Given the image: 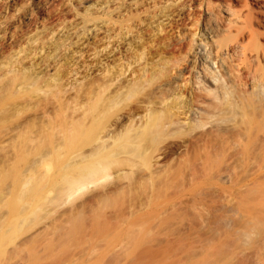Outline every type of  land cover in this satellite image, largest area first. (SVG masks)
<instances>
[{
  "label": "rangeland",
  "instance_id": "rangeland-1",
  "mask_svg": "<svg viewBox=\"0 0 264 264\" xmlns=\"http://www.w3.org/2000/svg\"><path fill=\"white\" fill-rule=\"evenodd\" d=\"M199 1L190 0L181 18H175L152 39L146 30L136 27L143 43L141 38L133 43V53V47L123 51L121 45L108 40H88L78 48L85 55L76 74H69L71 67L62 63L50 77L35 78L31 87L6 99L0 112V264L27 261L28 249L50 240L56 254L71 257L77 249L82 250L85 255L78 258L79 264H222L231 252L250 249L240 234L259 215L257 165L264 144V88L263 93H255L230 87L243 98V107L220 116L222 134L231 139L232 147L225 155L210 156L198 140L214 129L209 120H204L207 124L195 130L198 133L193 132L194 138L188 137L192 141L187 143L188 138H179L178 126L170 125L168 114L162 118L169 123L161 118L168 127L156 135L164 134L165 145H159L163 149L172 145L175 153L146 156L150 152L147 146L151 151L157 146L156 135L133 149L137 143L132 144V108L152 98L148 92L153 96L151 90L166 78L168 69L157 73L159 78L156 75L148 86L142 82L141 88L136 85L132 90V80L125 81L120 93L109 101L111 89L101 91L121 69L128 78L132 76V61L136 60L132 55L144 47L149 53L164 54L167 68L184 66L192 51L204 48L203 42L210 41L206 49L212 55L215 44H210L202 26L206 11L214 13L219 26L251 28L253 40L263 52L264 13L255 0H227L231 16L224 11L226 0H202L201 11ZM60 10L52 11L53 21L69 18L63 8ZM29 12L40 19L33 0H0V20L7 27V38L0 42V60L7 62L0 70L3 90L24 71L30 75L26 60L37 50L18 46L34 28ZM250 40L249 35L246 41ZM37 41L46 42L47 37ZM109 53V60L98 69L97 59ZM260 58L251 66L259 79H264V58ZM33 93L38 95L37 101L21 103ZM143 150H148L147 154ZM95 163L108 168L109 179L89 185L74 201L67 199L64 189L68 180L83 176ZM223 169L232 173L229 180L217 177ZM52 260L42 256L39 263L52 264Z\"/></svg>",
  "mask_w": 264,
  "mask_h": 264
},
{
  "label": "bare ground",
  "instance_id": "bare-ground-1",
  "mask_svg": "<svg viewBox=\"0 0 264 264\" xmlns=\"http://www.w3.org/2000/svg\"><path fill=\"white\" fill-rule=\"evenodd\" d=\"M255 1V5L263 9L262 12L264 13V0ZM33 2L35 9L41 14V17L37 20L33 12L28 13V18L33 20L34 28L23 37V40L18 46L23 47L26 45L35 47L37 53L26 60L30 75H27V71H24L23 75L16 78L10 84L9 88L5 89L6 91L0 88V112L5 109L6 99L11 97L13 92L28 89L31 87L32 80L35 78L50 77L56 71L58 65L62 63L68 64L71 67L68 73L76 74V66L79 60L85 55L78 48L84 47L88 40H108L109 43L112 42V44L121 45L124 48L123 51H130L129 49L134 46L133 43L139 41L141 38L137 29L140 31L146 30L149 38L152 39L157 32L161 30L163 32L165 30L163 28L175 20V18H181L190 0H33ZM201 2L202 0L198 2L199 9L202 6ZM4 6H6V2H4ZM225 6L224 11L229 16L233 15L229 1H225ZM60 7L61 9L63 8L62 12L64 11L65 15H69V18L67 20L65 18L62 22H55L52 19L53 13L55 12L52 13V11L56 10L57 12L59 10L61 12ZM202 15V26L207 34L206 38L211 40L212 43L210 44H215L212 55L211 51L206 49L210 41L203 42L200 45L204 48L199 47L197 49L198 47H196L197 50L192 51L190 53L191 55L189 54L190 56L185 60L186 63L184 62V66H171L167 68L168 60L163 56L164 54L156 51L149 53L148 49H144L146 47L142 48L140 46L142 49L138 53L137 51L134 52V55H132V59L136 58V60L133 59L134 62L132 61V76L128 78L129 74L127 76L125 71L119 69L120 72L118 74H114V77L109 78L111 83L102 87L101 91L103 92H108L110 89L113 92V95L108 96L109 98L107 97L109 101L112 97L116 98L124 87L123 83L125 81L132 80L133 90V87L135 86L134 88H136V85H140L141 88L143 84L151 83L150 81L156 79L155 76L157 73L164 72L167 69L169 70L166 78L164 77V80L161 79L162 82L159 84L154 83L156 86L152 90L150 88L151 94L157 99L153 98L149 94L150 92H148V97H152L156 102L152 101V98L151 100L146 97L147 99L142 104L140 103V106L134 108V105L131 116H129L130 114L128 115L132 117H128L132 119V144L137 143L134 144L136 147L133 149H139L143 141L148 138L150 139V137H155L159 129H164L167 123L162 122L164 119L162 117L168 114L172 117L170 118V125L175 123V127L178 126L176 128L177 130L179 129V134L182 136L179 138H182V140H186L188 137L191 139L194 138L195 134L193 132L207 124L204 120L208 119L209 121H207L214 129L208 132L210 134L204 133L203 137L201 135V138L198 139L200 143L202 141L204 143L203 151L209 154V156L211 154L225 155L228 148L232 147V142L227 135L222 134L224 126L221 118L224 116L222 113L230 112L229 109L234 107H243V98L241 95L234 94L230 90V87H238L245 91L250 90L255 93H263V78L259 79L251 66L255 60H258L260 57L264 58V49L262 48V52L260 50L261 46L253 40L255 35L254 31L251 28L246 29L247 26L246 28L244 26H238L234 29L228 24L226 26H219L213 18L214 13L211 11H206ZM136 27L137 29H135ZM249 35L251 40L246 41ZM42 36H46L47 41L38 43L37 40ZM6 38L7 27L0 20V42ZM146 43L144 42V45ZM154 48L152 49L154 50ZM133 50L134 47L132 53ZM109 56L110 53L97 59L99 63L97 65L98 69L105 65L107 60H109ZM3 62L7 63L4 59ZM3 62L0 60V70L3 67ZM105 71L110 73L109 68H106ZM106 72H104L105 75L109 77L111 73L107 74ZM156 77L159 78L158 75ZM142 82L144 83L142 84ZM188 96L191 102H189ZM37 100L38 95L33 93L23 98L21 103H32ZM205 114L207 115L206 118L201 121ZM164 120L166 121V119ZM233 128L241 129L242 127L233 125ZM6 135L7 133L4 134V137ZM161 135L158 137L156 135V142L153 140L157 144V146H153L155 148H152L153 151L150 149L151 146H147L150 150V152H147L148 154L146 153L148 150H143V153L147 154L146 156L153 157L155 153L157 155H170L175 153V148L171 147L173 143L170 144L171 146H165V149L160 146L161 144L165 145V138ZM176 136L178 135L176 134ZM210 136L211 138H209ZM102 138L100 137L99 139ZM213 139L215 140L213 141ZM186 141L188 143V141L191 142L192 140L190 141L189 139ZM142 147L144 148V146ZM151 153L153 154L151 155ZM257 166L260 177L259 215L257 221L251 223L240 234L243 242H245L246 248L249 246L250 249L247 251L244 247V250L247 252H231L222 264H264V144ZM90 167L83 176L68 180L66 188L64 189L67 199L74 198V201L75 197L77 198V195H80V192L83 191L84 193L85 190L87 191L89 185H96L103 181L105 183L109 179L110 173L108 168L106 169V167H102L96 163ZM231 176L232 173L226 169L219 171L217 174V177L221 181L229 180ZM67 199H65V202H67ZM69 202L71 201L69 200ZM84 255V252L80 249H77L71 257H67L65 254H56L53 240H50L42 241L28 249L27 261L14 259V261H7L5 264H40L39 261L42 256L52 257V264H79L78 258Z\"/></svg>",
  "mask_w": 264,
  "mask_h": 264
}]
</instances>
